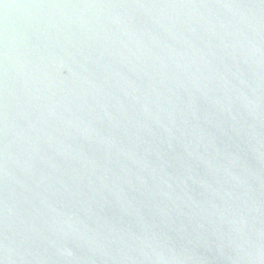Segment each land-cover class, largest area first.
Wrapping results in <instances>:
<instances>
[{"label": "water", "instance_id": "water-1", "mask_svg": "<svg viewBox=\"0 0 264 264\" xmlns=\"http://www.w3.org/2000/svg\"><path fill=\"white\" fill-rule=\"evenodd\" d=\"M0 264H264V0H0Z\"/></svg>", "mask_w": 264, "mask_h": 264}]
</instances>
